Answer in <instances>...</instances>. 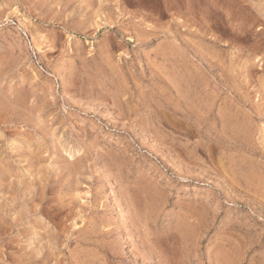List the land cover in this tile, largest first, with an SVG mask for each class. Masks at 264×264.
<instances>
[{"label": "rangeland", "instance_id": "rangeland-1", "mask_svg": "<svg viewBox=\"0 0 264 264\" xmlns=\"http://www.w3.org/2000/svg\"><path fill=\"white\" fill-rule=\"evenodd\" d=\"M0 264H264V0H0Z\"/></svg>", "mask_w": 264, "mask_h": 264}, {"label": "bare ground", "instance_id": "bare-ground-1", "mask_svg": "<svg viewBox=\"0 0 264 264\" xmlns=\"http://www.w3.org/2000/svg\"><path fill=\"white\" fill-rule=\"evenodd\" d=\"M8 93V92H7ZM28 96V95H27ZM29 100V99H28ZM31 101V100H30ZM23 102V101H22ZM32 107H33V105H32ZM243 126V125H242ZM239 132V131H238ZM2 226V225H1Z\"/></svg>", "mask_w": 264, "mask_h": 264}]
</instances>
